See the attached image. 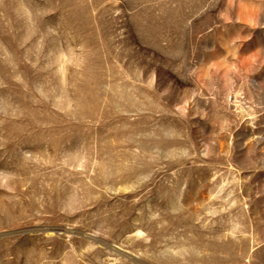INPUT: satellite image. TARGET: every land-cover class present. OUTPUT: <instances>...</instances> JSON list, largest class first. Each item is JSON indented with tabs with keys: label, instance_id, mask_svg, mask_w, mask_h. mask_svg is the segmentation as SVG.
<instances>
[{
	"label": "rangeland",
	"instance_id": "374dc122",
	"mask_svg": "<svg viewBox=\"0 0 264 264\" xmlns=\"http://www.w3.org/2000/svg\"><path fill=\"white\" fill-rule=\"evenodd\" d=\"M0 264H264V0H0Z\"/></svg>",
	"mask_w": 264,
	"mask_h": 264
}]
</instances>
